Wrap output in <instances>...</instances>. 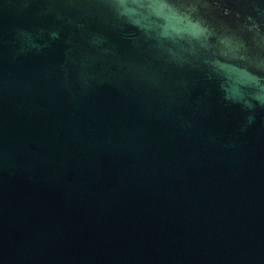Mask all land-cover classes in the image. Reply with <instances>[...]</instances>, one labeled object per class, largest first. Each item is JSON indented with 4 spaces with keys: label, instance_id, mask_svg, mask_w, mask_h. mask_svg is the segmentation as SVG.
I'll return each mask as SVG.
<instances>
[{
    "label": "water",
    "instance_id": "water-1",
    "mask_svg": "<svg viewBox=\"0 0 264 264\" xmlns=\"http://www.w3.org/2000/svg\"><path fill=\"white\" fill-rule=\"evenodd\" d=\"M0 264H264V0H0Z\"/></svg>",
    "mask_w": 264,
    "mask_h": 264
}]
</instances>
